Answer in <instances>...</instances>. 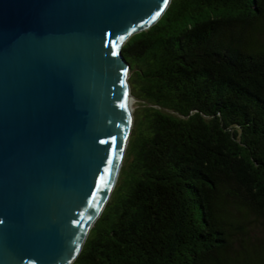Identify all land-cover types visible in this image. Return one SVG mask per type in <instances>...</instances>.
Segmentation results:
<instances>
[{
  "label": "trees",
  "instance_id": "trees-1",
  "mask_svg": "<svg viewBox=\"0 0 264 264\" xmlns=\"http://www.w3.org/2000/svg\"><path fill=\"white\" fill-rule=\"evenodd\" d=\"M122 53L139 109L73 264H264V0H172Z\"/></svg>",
  "mask_w": 264,
  "mask_h": 264
},
{
  "label": "water",
  "instance_id": "water-1",
  "mask_svg": "<svg viewBox=\"0 0 264 264\" xmlns=\"http://www.w3.org/2000/svg\"><path fill=\"white\" fill-rule=\"evenodd\" d=\"M172 0H0V264H73L134 124L122 53Z\"/></svg>",
  "mask_w": 264,
  "mask_h": 264
},
{
  "label": "rangeland",
  "instance_id": "rangeland-1",
  "mask_svg": "<svg viewBox=\"0 0 264 264\" xmlns=\"http://www.w3.org/2000/svg\"><path fill=\"white\" fill-rule=\"evenodd\" d=\"M139 104L140 103L138 101L133 100V113L139 109ZM255 235L261 236L259 231Z\"/></svg>",
  "mask_w": 264,
  "mask_h": 264
},
{
  "label": "bare ground",
  "instance_id": "bare-ground-1",
  "mask_svg": "<svg viewBox=\"0 0 264 264\" xmlns=\"http://www.w3.org/2000/svg\"><path fill=\"white\" fill-rule=\"evenodd\" d=\"M129 106H130V109L133 111V100L131 98L129 100Z\"/></svg>",
  "mask_w": 264,
  "mask_h": 264
},
{
  "label": "snow or ice",
  "instance_id": "snow-or-ice-1",
  "mask_svg": "<svg viewBox=\"0 0 264 264\" xmlns=\"http://www.w3.org/2000/svg\"><path fill=\"white\" fill-rule=\"evenodd\" d=\"M165 3H167V0H164Z\"/></svg>",
  "mask_w": 264,
  "mask_h": 264
}]
</instances>
